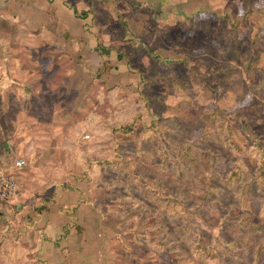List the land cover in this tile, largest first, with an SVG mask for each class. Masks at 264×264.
Returning <instances> with one entry per match:
<instances>
[{"label":"rangeland","instance_id":"1","mask_svg":"<svg viewBox=\"0 0 264 264\" xmlns=\"http://www.w3.org/2000/svg\"><path fill=\"white\" fill-rule=\"evenodd\" d=\"M90 1L0 0V142L24 149L12 154L24 167L42 153L31 132L61 144L44 150L48 170L62 183L84 180L86 208L97 212L68 238L72 248L45 261L34 217L20 222L3 209L12 200L0 199V264H212L195 256L200 238L229 244L228 227L244 231L240 216L264 218V91L254 86L264 80V0ZM213 110L233 115L228 132ZM135 120L133 132L115 130ZM193 141L220 158L218 175L201 153L179 162ZM236 164L244 182L229 185ZM148 180L164 182V197L144 195ZM208 189L198 213L165 207L167 196ZM235 247H221V261L253 262L244 240Z\"/></svg>","mask_w":264,"mask_h":264},{"label":"crops","instance_id":"2","mask_svg":"<svg viewBox=\"0 0 264 264\" xmlns=\"http://www.w3.org/2000/svg\"><path fill=\"white\" fill-rule=\"evenodd\" d=\"M6 132L7 130L0 128V134L8 138V132ZM11 133H9L10 136ZM31 134L37 135L34 132H31ZM31 136L30 140L36 141L35 145L41 147L39 151H42V153L37 154L36 159L31 161L30 165L15 171L18 180V191L12 199L11 205L4 206L3 209L16 215L17 218L20 216V222H24L27 217L29 220L34 217V223H28L29 228L34 225L31 230L36 229L39 233L33 246L36 247L38 255L40 254L43 260L52 261V257L58 253L56 249L72 248L68 238L70 236L72 238L79 237L77 236L78 231L82 230L87 224L86 217L89 216L91 219H95L97 212L96 209L88 210L86 208L90 204L87 203V194H84L83 191L84 180H75L72 184H69L66 180L62 183L59 174L48 170L49 167H54L49 164L51 161L48 160V157L42 156L43 152L47 149L56 150L61 144H56V141L43 142L44 144H42L40 141L32 139ZM5 143L8 144L7 149L12 154L21 153L24 150L19 146L12 145L10 140H5L4 146ZM1 208L0 205V211ZM73 226L76 227L75 230ZM52 232L57 234V243V237L52 235ZM81 246L80 244L76 251ZM71 252L74 255L73 250ZM48 257L49 259H47Z\"/></svg>","mask_w":264,"mask_h":264},{"label":"trees","instance_id":"3","mask_svg":"<svg viewBox=\"0 0 264 264\" xmlns=\"http://www.w3.org/2000/svg\"><path fill=\"white\" fill-rule=\"evenodd\" d=\"M92 4L93 3L90 1L91 6H92ZM72 8L74 9V14L76 16L88 17V13L86 11L80 14L74 5L72 6ZM227 41L229 42L230 45L237 43L236 37L233 34L227 37ZM97 50L100 52L101 55L104 54L103 50H101L99 48H97ZM150 51H151V53H154L153 50H150ZM255 55H256L255 53L248 52V59L250 61H252L254 64L256 62V59L254 58ZM154 57L157 58L158 56L156 54H154ZM254 86L256 87V89L264 91V80L257 82L256 84H254ZM231 116H233V115L232 114L224 115L223 112L219 111V110H213V111L209 112V119L212 122H218L219 124H221L220 125L221 130L224 132L225 131L228 132L230 130L229 122H230ZM135 122H136V120L131 122L130 124L120 125V126L116 127L115 130H121L122 129L124 132H130L131 133L135 129V125H136ZM4 142L5 141H2V140L0 142V144H1L0 147L2 149V156L0 157L1 169H6V168L11 167V165L16 160V159L13 160L12 153L9 152L8 149L4 146ZM196 144H197L196 141L190 142L188 145V149H187L188 153L187 152L186 153H179V155H178L179 162L183 163L185 159L194 162V158H192V154L198 152V153H201L204 157H212V162H211V165L209 167V170L211 171L212 176L218 175V170L216 167V161L220 158L205 148L202 149L200 147H197ZM260 149H261V147H260ZM99 163H101L103 165H108L111 162L105 160V161H102ZM163 164H161V167L164 166ZM262 168H264V162L261 163V165L258 168V171H262ZM258 174H260V173H258ZM166 176H169V174L166 173ZM243 177H244V170H243L241 164H236L234 169L223 180H224V182L228 183L229 185H233L235 182L236 183L244 182ZM248 183L249 182H247V184H245V186L250 188V185ZM164 185H165L164 182H161V180H158V181L148 180L147 183L141 184V187L146 189L144 192V195L153 201V200H155L156 193L161 192V197H164V195L162 193V189H167L166 185L165 186ZM211 193H212V190L208 189V190H204L202 196H197L195 193L188 195L187 197H184V198L177 197V196L176 197L167 196L164 198V200L167 201L165 204L166 205L165 207L168 210L169 205L171 203H176L179 206L178 214H180L182 216H186L189 213L190 215H192L194 213H198V210L201 208V205L203 203L209 201V197H210ZM157 199H159V198H157ZM235 209H236V211H235ZM232 211L237 212L238 208L233 207ZM226 222H227V220L225 221L223 228L226 227ZM238 223L243 227L244 231L239 229V228H236V227H228L232 236L235 237L234 242L221 245L218 243L217 240H213L212 243H209L207 241V243H206V241H204L203 238H200L199 241L194 246L195 247L194 248L195 249L194 250L195 256L201 260H206L208 263H210V260H214V262L212 264H231V263H228L225 261H221L222 257H221L220 252H219L221 247H223V248H225L228 251L233 253L234 248H236L235 246H236L237 241L244 240V245L247 246L250 249V251H252L254 254V260L252 263H249V264H259L261 257L264 255V240H260L255 244L250 240V237L255 235V234L264 233V218H262L259 221H256L254 219L248 218L245 215V216H240V220L238 221ZM198 245L199 246L201 245V248ZM218 246H220V249Z\"/></svg>","mask_w":264,"mask_h":264},{"label":"built area","instance_id":"4","mask_svg":"<svg viewBox=\"0 0 264 264\" xmlns=\"http://www.w3.org/2000/svg\"><path fill=\"white\" fill-rule=\"evenodd\" d=\"M26 164L24 158H17L11 167L0 169V199L10 201L18 191V182L15 171L22 169Z\"/></svg>","mask_w":264,"mask_h":264},{"label":"water","instance_id":"5","mask_svg":"<svg viewBox=\"0 0 264 264\" xmlns=\"http://www.w3.org/2000/svg\"><path fill=\"white\" fill-rule=\"evenodd\" d=\"M5 147L8 148V144L7 143H5Z\"/></svg>","mask_w":264,"mask_h":264}]
</instances>
